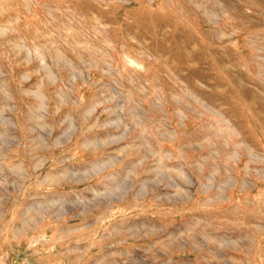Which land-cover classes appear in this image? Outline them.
I'll list each match as a JSON object with an SVG mask.
<instances>
[{
    "label": "rangeland",
    "instance_id": "rangeland-1",
    "mask_svg": "<svg viewBox=\"0 0 264 264\" xmlns=\"http://www.w3.org/2000/svg\"><path fill=\"white\" fill-rule=\"evenodd\" d=\"M0 264H264V0H0Z\"/></svg>",
    "mask_w": 264,
    "mask_h": 264
}]
</instances>
